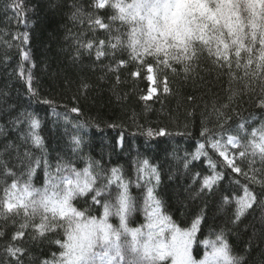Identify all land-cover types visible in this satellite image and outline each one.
Listing matches in <instances>:
<instances>
[{
    "label": "snow or ice",
    "instance_id": "6c2138e0",
    "mask_svg": "<svg viewBox=\"0 0 264 264\" xmlns=\"http://www.w3.org/2000/svg\"><path fill=\"white\" fill-rule=\"evenodd\" d=\"M88 6L91 11L76 3L68 5L70 19L86 25L75 37L73 61L79 62L85 54L101 64L109 58L107 71L115 74L117 83L119 69L134 62L136 70L129 75L139 79L143 68V78L149 83L146 94L140 97L143 101L157 97V74L161 69L175 73L176 66H180L185 78H191L201 56L211 58L218 73L227 77V95L223 103L213 105L215 128L202 122L199 134L204 139L188 154L184 167L202 157L207 159L209 174L201 177L197 173L193 179L194 183L198 181L197 196L215 194L225 179L220 168L234 173L233 182L237 185L243 177L246 183L238 199L233 201L230 192L221 196L222 206L233 205V224L256 206L264 207V193L257 194L251 187L258 184L264 189V123H239L236 128L228 123L233 105L245 97L259 109L264 120V0H88ZM21 14L18 11L17 17ZM14 39L21 40V36ZM0 42L7 44L2 36ZM21 42H28L26 33ZM21 56L23 62L35 67L30 50L22 49ZM31 68L25 70L22 63L17 75L30 96L55 113L56 101L41 96L33 86ZM159 83L163 93H169L167 78ZM89 87L82 81L80 92L86 96ZM116 99L121 97L117 95ZM0 104L4 105L9 125H0V239L5 240L4 264H25L26 240L33 244L48 241L57 246L56 252L38 264H245L242 256L233 253L223 231L214 233V239L197 241L205 223L203 209L187 226L163 212L154 191L160 183V173L147 159L138 163L135 180L136 187L147 189L143 201L147 223L130 228L129 218L136 212L137 202L130 191L133 181L126 179L120 168L106 169L91 158L83 168L75 167L63 156L55 157L53 162L39 132L40 119L32 112L16 113L7 94L0 97ZM69 112L77 119H70ZM81 115L78 103L64 114L65 131L69 126L76 129L69 133L72 152L82 150L79 129L84 125L78 119ZM9 131L16 132L15 139L8 137ZM144 134L149 138L171 135L165 128H147ZM209 151L219 158L218 162ZM238 159L248 161L246 169L237 163ZM257 159L262 165L259 169L254 167ZM38 172L42 177L40 187L33 183ZM77 200L97 208L102 215H91L86 207L76 205ZM111 217L118 218L116 226L110 222ZM197 243L204 248L199 259L193 255Z\"/></svg>",
    "mask_w": 264,
    "mask_h": 264
},
{
    "label": "trees",
    "instance_id": "16d2710c",
    "mask_svg": "<svg viewBox=\"0 0 264 264\" xmlns=\"http://www.w3.org/2000/svg\"><path fill=\"white\" fill-rule=\"evenodd\" d=\"M73 3L83 5L86 11L92 10L88 0H0V36L7 42H0V97L7 94V100L15 105L16 113L32 112L40 119L39 132L45 139L53 162L55 157L63 156L70 159L75 167L83 168L86 160L91 158L100 161L106 169L120 168L124 177L133 181L130 191L137 202V210L129 218L130 228H139L147 223L143 205L147 189L146 186L135 185L137 165L147 159L160 173V183L154 191L166 215L181 226H187L203 209L205 223H202L197 234L198 242L202 238L214 239V233L223 231L233 253L242 256L245 264H264V207L256 206L233 224V205L222 206L221 203L223 194L230 192L233 201L243 194L242 186L246 183L243 177L240 178V185H237L233 182L235 174L220 168L225 179L220 182L215 194L197 196L198 181L194 183L193 179L197 173L201 177L209 174L207 159L202 157L184 167V160L190 158L188 154L194 152L204 139L199 134L202 122L209 128H215L213 105L224 102L227 77L220 75L212 65L211 58L204 54L191 78H185L180 66H176L175 73L161 69L157 74L156 86L160 89L157 97L143 101L140 97L146 94L149 83L143 78V68L140 69L139 79L129 75L136 70L134 62L119 69L120 82L117 83L115 74L107 71V63H111L109 58H105L106 63L101 64L85 54L79 62L73 61L75 37L82 28H86V25L70 19L68 5ZM16 4L20 7L16 8ZM18 11L22 13L19 18ZM25 33L28 36L26 44L21 42ZM91 35L87 33V36ZM97 35L103 38L100 33ZM16 36H21V40L14 39ZM22 49L30 50L34 68L22 61ZM22 63L25 70L31 68L33 86L40 95L56 101L55 113L51 107L38 103L28 93L26 84L17 75ZM165 77L169 93H163V85L159 83ZM82 81L90 85L86 96L80 92ZM117 95L121 97L120 100L116 99ZM74 103L82 108V115L78 119L84 125L79 129L83 139L79 152H72L69 147V133L76 129L69 126L65 131L64 114ZM3 109L4 105L0 104V125L7 128L8 120ZM230 115L228 123L233 128L239 123L253 126L264 123L261 112L247 97L238 105H233ZM68 116L72 120L77 119L70 112ZM109 124L116 127H109ZM147 128H165L171 135L149 138L144 134ZM178 132L184 134L177 135ZM8 137L15 139L16 132L9 131ZM2 141L3 137L0 136ZM16 142L20 143L18 140ZM33 152L39 155L38 150L33 149ZM209 155L214 161H219L211 151ZM237 163L247 168V160L238 159ZM254 167H262L258 159ZM33 183L36 187L41 186L39 172ZM251 187L257 194L264 193L258 184ZM75 203L78 207H86L93 216L102 215L97 208L84 205L83 200ZM110 222L116 226L118 218L111 217ZM4 245L5 240L0 239V264L5 261ZM25 247L28 249L25 264H38L39 260L57 251V246L48 241L33 244L26 240ZM203 251L201 243L194 245L195 258H202Z\"/></svg>",
    "mask_w": 264,
    "mask_h": 264
}]
</instances>
